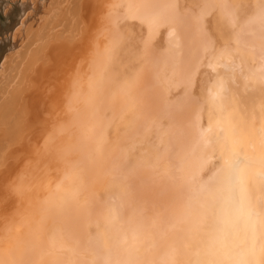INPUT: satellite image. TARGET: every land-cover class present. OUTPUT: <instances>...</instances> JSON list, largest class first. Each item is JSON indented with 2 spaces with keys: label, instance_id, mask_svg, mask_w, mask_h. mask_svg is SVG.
<instances>
[{
  "label": "bare ground",
  "instance_id": "6f19581e",
  "mask_svg": "<svg viewBox=\"0 0 264 264\" xmlns=\"http://www.w3.org/2000/svg\"><path fill=\"white\" fill-rule=\"evenodd\" d=\"M106 3L18 170L0 264H264V0Z\"/></svg>",
  "mask_w": 264,
  "mask_h": 264
},
{
  "label": "rangeland",
  "instance_id": "374dc122",
  "mask_svg": "<svg viewBox=\"0 0 264 264\" xmlns=\"http://www.w3.org/2000/svg\"><path fill=\"white\" fill-rule=\"evenodd\" d=\"M233 1L239 4L249 2L250 0ZM52 4L55 6L54 8L51 6ZM107 6H109V4L106 3V0H0V144L2 146L0 148V158L2 156L6 157V161L4 162V157L3 159L1 158L2 160L0 159L2 163H0L1 222L4 220V217H8V215L11 214L12 208L15 209L18 207V200H16L18 196H15L17 193L15 190V193H12V189L16 186L14 184L17 182V173L22 169H29L27 167L34 164V157L36 156L31 153V150L41 147L40 143L43 142L40 141L41 138H45L44 136H46L50 130V128L48 129V127H50V118L53 116L55 117L54 120H56V117L59 119L60 116L64 118L66 115L65 110H63L64 90L69 83L70 75L79 73H75V70L79 71L77 67L81 69L82 63L81 70H83V66L86 64L84 59L88 58L89 49L91 50L88 46L91 39L98 35L101 30L105 31L107 29V26H105L104 29H101L103 26L99 28V26L102 25L101 19H103V15L105 16L107 13L104 11V7L105 10H107ZM62 17L64 18L61 19ZM99 19L100 22H98ZM99 23L100 25H98ZM102 23L104 22L102 21ZM214 25L215 23H213V20L209 17L207 26L211 31L214 29ZM87 37L90 38H88L89 41ZM32 54L33 56H31ZM72 71L74 74H72ZM8 75L12 78V83L9 81L7 82L9 85L6 84L7 86L5 85L6 87H3L1 83L6 80ZM201 84V78L197 77L195 79V86L191 92L197 95L200 94ZM18 95L20 97H18ZM36 97L37 100L34 99ZM52 100L57 106L53 111L54 114L51 113L52 109L45 113L44 110H42L43 107L46 106L44 104L48 105V102ZM65 104H67V102H65ZM61 113L63 115H61ZM46 114L47 116H45ZM56 114L58 115L56 116ZM18 117L22 118H19L20 120L18 121L16 119ZM13 119L15 120L14 122ZM44 120L47 121H45L47 123L45 125H43V123H45ZM11 122H17L16 124L20 123L19 125H13ZM9 126L10 128H8ZM11 127L14 128L13 131ZM56 129H58V126ZM7 131L10 132V134L6 133ZM11 131L14 136L9 138L8 135L11 136ZM18 133L21 135L19 136ZM1 142L7 145L3 146ZM3 147L4 149H2ZM15 150L17 152H15ZM19 152L22 155L19 154ZM26 155L30 157L27 158ZM24 159L27 165L23 162ZM15 162L17 164H15ZM29 162L30 164H28ZM60 163L58 164L61 167L65 165V162H62L63 165ZM8 166H10L11 169L7 168ZM59 174L60 173H57V175ZM7 187L10 191H8ZM12 201L14 202L12 203ZM3 211L5 212L4 214H2ZM6 212H8V214Z\"/></svg>",
  "mask_w": 264,
  "mask_h": 264
}]
</instances>
